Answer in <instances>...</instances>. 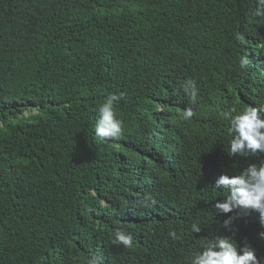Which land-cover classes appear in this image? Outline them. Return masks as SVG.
<instances>
[{
  "label": "trees",
  "instance_id": "obj_1",
  "mask_svg": "<svg viewBox=\"0 0 264 264\" xmlns=\"http://www.w3.org/2000/svg\"><path fill=\"white\" fill-rule=\"evenodd\" d=\"M255 7L0 0V264H88L91 255L186 264L216 235L264 258L259 214L226 229L230 214L216 213L222 197L212 186L258 159L227 155L225 118L232 106L264 104V18ZM188 79L199 97L185 121ZM114 93L123 94L116 108L126 127L100 141L98 108ZM146 197L154 206H141ZM117 229L133 235L134 250L112 244Z\"/></svg>",
  "mask_w": 264,
  "mask_h": 264
},
{
  "label": "clouds",
  "instance_id": "obj_2",
  "mask_svg": "<svg viewBox=\"0 0 264 264\" xmlns=\"http://www.w3.org/2000/svg\"><path fill=\"white\" fill-rule=\"evenodd\" d=\"M253 16L264 18V0H255ZM238 39L240 37H237ZM241 69H248L250 60L245 55L239 60ZM188 104L181 113L185 121L196 115L199 90L195 80L188 79L182 86ZM123 94H111L99 105V118L94 125V136L100 141L119 139L125 130V122L118 116L116 105ZM162 110V109H161ZM225 118L228 121L227 133L230 137L227 155L229 157H258L256 162H249L237 173L221 174L213 188L220 192L222 199H214L217 214H230L223 220V226L231 229L233 222L250 212L259 214V222L264 228V104H249L247 107L232 106ZM155 201L146 197L141 206H154ZM200 225L193 223L191 232H200ZM172 240L179 239L176 231H170ZM264 239V231L258 233ZM115 246L134 250L133 235L117 229L111 238ZM88 264H104L103 258L91 255ZM186 264H264L257 250L248 242L238 244L233 235H216L204 241L200 247L186 256Z\"/></svg>",
  "mask_w": 264,
  "mask_h": 264
}]
</instances>
